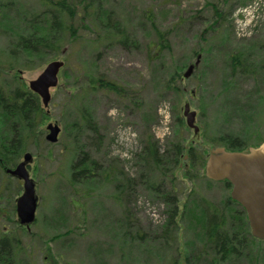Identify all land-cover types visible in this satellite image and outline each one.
<instances>
[{
    "label": "rangeland",
    "instance_id": "obj_1",
    "mask_svg": "<svg viewBox=\"0 0 264 264\" xmlns=\"http://www.w3.org/2000/svg\"><path fill=\"white\" fill-rule=\"evenodd\" d=\"M102 3L124 24L132 39L128 47L110 45L97 54L89 43L72 47L63 35L58 51L26 53L17 45L19 35L47 32L45 7L41 0H0V86L7 92L17 83L28 88L48 62L63 59L69 65L58 72L46 106L38 96L47 117L36 132L42 131L45 139L48 122L60 130L53 145H32L35 153L28 171L38 202L30 231L16 221L15 199L23 187L5 177L0 167V235L7 232L20 239L13 264H47L43 254L52 264H210L212 255L218 264H264V241L251 236L246 213L231 199L230 186L208 179L204 167L183 169L186 155L175 165L166 161L176 143L206 150L207 156L222 135L237 136L245 144L243 150L264 139V0ZM156 29L166 33L164 48L157 45ZM235 53L251 66L250 73L232 72L229 58ZM189 64L193 69L184 77ZM82 67L131 92L125 98L100 90L85 92L81 102L102 143L95 147L89 140L85 149L95 164L89 162L90 169L74 183L69 177L77 158L64 146L74 144V103L80 100L71 90L76 88L74 72ZM66 94L72 96L67 103ZM184 104L195 112L196 132L185 123ZM11 122L0 106L1 140L12 136ZM148 137L164 153L165 163L158 170L138 157ZM78 138L80 144L86 140ZM122 173L134 180L120 203L117 185L122 186ZM201 198L211 204L209 217L217 207L226 218L227 231L244 238L237 255L235 247L220 258L203 243L207 220L204 224Z\"/></svg>",
    "mask_w": 264,
    "mask_h": 264
},
{
    "label": "trees",
    "instance_id": "obj_2",
    "mask_svg": "<svg viewBox=\"0 0 264 264\" xmlns=\"http://www.w3.org/2000/svg\"><path fill=\"white\" fill-rule=\"evenodd\" d=\"M41 2L45 7L43 13L48 15V30L47 32L43 31V35L40 36H35V33H33L32 36L19 35L17 45H22V48L26 51V53H28L27 51L33 52L41 49L44 51H58L63 45V35L67 37L66 39L72 47L77 46L78 44L81 46L89 43L91 49L97 52V54L100 52L101 48L108 47L110 45L128 47L130 41H132V39H129L128 37L124 24L117 18L115 10H107L102 3L103 0H41ZM214 13L217 15V11ZM155 34L156 39L158 40L157 45H159L160 48H162V46L164 48V42L168 44L165 35L166 33L156 29ZM157 45L156 47H158ZM229 63L230 68L234 73H250L251 71V66L246 63V60L240 53L231 55ZM68 66L69 65H65L64 62L63 68L65 67L67 70ZM83 68L84 67L81 69ZM84 70L85 68L82 71L76 70V72H74L76 88L75 90H71V93H73L75 100H80L77 106L74 103L78 119L72 125L74 126L73 147L64 146L65 148H68L69 152H72L77 158L73 165L75 171L72 170L69 177V179L74 183H78L77 181L85 176L88 169H90L87 167L89 162L95 164V160L90 158L88 151L85 149L90 146L89 140L92 139V144L95 147L101 145L102 143L98 128L96 127L94 121H92L87 108L81 102V99L84 98L85 92L91 93L98 90L106 91L113 93L115 96L120 98H125V95H129V92H131V90L119 84L115 80L105 78L103 75H94L90 71ZM78 72L81 73L78 75ZM81 82L84 84L81 85ZM7 90L8 92L5 88L0 86V106L1 109L4 110L5 114L12 117L11 126L13 136L8 139L6 138V140L0 139V161L4 166H11L16 163L23 152L29 151L33 154L35 153V149L32 147L33 143L35 144L36 149L42 141L52 145L53 143L47 142L42 137V131L36 132L37 125L44 122L47 117L45 108L39 104L37 94L31 92V90L27 87H24L22 83H17L13 85L12 88L10 87ZM71 97L72 96H68L66 94V103L69 102ZM19 122L21 125L17 128V124H19ZM26 128H28V130ZM82 136L86 139L85 141H87V144L85 141L83 144L79 143L78 137ZM212 141L215 142L216 140L212 139ZM217 141L216 145L224 146L226 149L243 150L245 148V144H243L241 139L237 136L232 137L222 135L217 138ZM143 151L144 152L142 154L140 153L138 157L143 159L146 162V165L149 166L150 164V167L153 170H158V167L165 163L163 157L164 153H160L158 151L155 142L150 140V137H148ZM50 152L53 154L52 151ZM50 152H48L46 157L50 155ZM171 153L172 155L166 159L169 164H177L178 158L186 155L185 164H183L182 168L188 169L186 165H192L194 169H199L204 167L206 158L205 154L207 151H198L194 149L191 144L186 146L184 143H176L172 147ZM122 176L123 179L121 181V188L119 187V184L117 185L119 196L121 197L120 200L118 199L120 203L125 200L132 191L130 184L134 180L130 177H126V174L122 173ZM149 183L150 180L144 181L145 186H149ZM226 184L230 186L227 181ZM200 201L204 202V224L207 220L205 239L203 243L205 245H209L211 249L220 255V258L226 257L229 252L233 249L235 250V247L236 254L238 243L240 244L238 247H243L242 241H244V238H241V236L236 233L230 234L227 231L226 218L223 215V212H221L217 207H214L215 212L211 217H209L211 204H209L204 198H201ZM126 208V203H124L123 214L126 221L125 225L129 223ZM253 239L261 241V239H257L255 237ZM209 260L210 264H218L213 255ZM172 264H175V262L173 261Z\"/></svg>",
    "mask_w": 264,
    "mask_h": 264
},
{
    "label": "water",
    "instance_id": "obj_3",
    "mask_svg": "<svg viewBox=\"0 0 264 264\" xmlns=\"http://www.w3.org/2000/svg\"><path fill=\"white\" fill-rule=\"evenodd\" d=\"M193 65L187 67L185 77L190 75ZM62 66L63 60H52L35 79L28 82L29 89L41 98L43 106L50 100V88L57 85ZM183 114L187 125L196 132L195 112L189 110L188 104H184ZM46 130V140L55 142L60 127L48 122ZM31 161L32 155L27 151L13 169L7 170L23 181V191L16 199V210L19 222L26 225L34 220L38 200L35 182L26 168ZM204 173L210 179H225L230 183V196L244 208L252 236L264 240V140L246 151L227 150L222 146L211 148L205 160Z\"/></svg>",
    "mask_w": 264,
    "mask_h": 264
},
{
    "label": "flooded vegetation",
    "instance_id": "obj_4",
    "mask_svg": "<svg viewBox=\"0 0 264 264\" xmlns=\"http://www.w3.org/2000/svg\"><path fill=\"white\" fill-rule=\"evenodd\" d=\"M11 52H15L14 50H12ZM12 136H13V132H12ZM12 136H10L9 138H11ZM8 138V137H7ZM24 152L22 153V155L19 157L20 160L23 157ZM18 158V159H19ZM19 161L17 160L15 164L11 165V166H4L1 161H0V167H1V172L2 174L9 178V179H13L14 181H16L17 183H19L20 185L23 184L22 179L17 178L15 175H12L9 171H7L8 169H13L17 163ZM30 164L27 165V169L28 166ZM224 182H226L225 180H223ZM3 193H5L4 189H3ZM18 197H16L17 199ZM16 199H15V214H16V221L19 224L20 228H23L24 231H30L31 228V224H33L35 222V218L34 221H32L30 224L26 225V224H22L19 222L18 217H17V210H16ZM236 202V201H235ZM20 239L16 238L15 236L5 232L2 233L0 235V262L2 264H13V259H14V254L18 251L16 250L15 246L20 243L19 241ZM38 253H40V255H42L43 250L41 248L38 249ZM42 261L47 263V264H52L51 263V258L48 257L47 254H43L41 257Z\"/></svg>",
    "mask_w": 264,
    "mask_h": 264
}]
</instances>
